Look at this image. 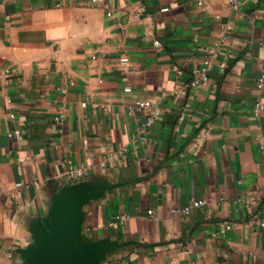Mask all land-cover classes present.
Returning <instances> with one entry per match:
<instances>
[{"label": "crops", "instance_id": "obj_1", "mask_svg": "<svg viewBox=\"0 0 264 264\" xmlns=\"http://www.w3.org/2000/svg\"><path fill=\"white\" fill-rule=\"evenodd\" d=\"M263 62L264 0H0V264H23L59 188L100 185L79 224L118 244L99 264H264ZM136 99L155 111L142 142Z\"/></svg>", "mask_w": 264, "mask_h": 264}, {"label": "water", "instance_id": "obj_2", "mask_svg": "<svg viewBox=\"0 0 264 264\" xmlns=\"http://www.w3.org/2000/svg\"><path fill=\"white\" fill-rule=\"evenodd\" d=\"M108 188H59L53 194L48 215L30 223L31 242L19 249L23 264H99L118 244L83 240L79 224L83 205Z\"/></svg>", "mask_w": 264, "mask_h": 264}, {"label": "built area", "instance_id": "obj_3", "mask_svg": "<svg viewBox=\"0 0 264 264\" xmlns=\"http://www.w3.org/2000/svg\"><path fill=\"white\" fill-rule=\"evenodd\" d=\"M203 0H198L199 3H202ZM229 4L233 8H238L240 4H242L245 0H228ZM225 38L224 35L221 36V41H223ZM153 45L156 47L161 46V42L159 40H155L153 42ZM217 48L215 46H210V47H205L202 49V58H201V67L199 69H194L192 71V78L188 83V87H195L198 86L199 84L207 82L209 79V69L212 67V60L217 54ZM128 61L127 56H121L119 58V63L120 64H125ZM178 71V70H177ZM66 85H71L73 84L72 79H67L65 81ZM264 85V62L262 65V68L257 76V80L255 83V87L257 90H260L263 88ZM61 93L66 92L65 86H62L59 88ZM125 91H129L130 88L127 86L124 88ZM86 102L82 101L81 106H85ZM152 102L147 99H136L134 102L130 103L127 105V111L130 114H134L138 110H142L144 112V121L141 123L138 128L132 129L129 136L132 140L142 142L146 138V129L153 124L154 118H155V111L152 109ZM264 111V103L261 102L260 100H255L253 103V112L255 114H259L260 112ZM64 114L61 110H58L57 114L54 116V121L59 122L62 120ZM179 119H182V116L179 117ZM205 134L209 133V128H207L204 132ZM6 135L8 137H13L15 139H21L22 135L19 134L18 132L15 131H7ZM86 174V170L81 167H75L71 164V162H68L67 164V170H66V176L71 178V179H77ZM197 204H203L202 201L198 200L196 202ZM188 209V207H183V208H173L171 212L173 213H179V212H185ZM152 211L148 210V213L150 214ZM128 215H116L114 216L110 221L109 225L114 224L115 221L118 222H123L126 219H128ZM261 226H264V221L259 223ZM8 259L12 258L11 252L8 253ZM4 264H10L9 261L5 262Z\"/></svg>", "mask_w": 264, "mask_h": 264}]
</instances>
